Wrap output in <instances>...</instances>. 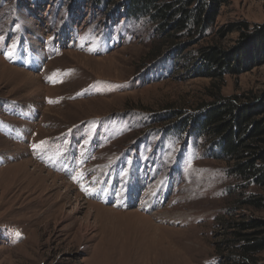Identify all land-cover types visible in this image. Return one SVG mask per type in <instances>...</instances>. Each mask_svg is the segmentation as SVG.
Segmentation results:
<instances>
[{
    "label": "rangeland",
    "instance_id": "1",
    "mask_svg": "<svg viewBox=\"0 0 264 264\" xmlns=\"http://www.w3.org/2000/svg\"><path fill=\"white\" fill-rule=\"evenodd\" d=\"M49 2L0 0V264H220L221 222L264 211L234 209L226 164L175 127L211 81L148 62L121 4ZM238 21L264 25V0H225L216 27ZM263 94L264 64L225 77L224 97Z\"/></svg>",
    "mask_w": 264,
    "mask_h": 264
},
{
    "label": "trees",
    "instance_id": "2",
    "mask_svg": "<svg viewBox=\"0 0 264 264\" xmlns=\"http://www.w3.org/2000/svg\"><path fill=\"white\" fill-rule=\"evenodd\" d=\"M36 1H54L57 7L74 1L108 11L121 4L129 20L146 23L154 34L148 62L166 55L176 71L183 65L189 77L211 81L208 99L175 127L190 129L208 143L210 160L226 164L224 173L236 182L238 193L234 209L264 211V195L246 193L253 188L264 192V94L259 98L222 95L225 77H239L264 64V25L238 21L217 28L225 0ZM232 33L238 34L236 46L222 48L221 42ZM168 113L173 118L181 114ZM221 225L225 233L217 248L220 264H264V220L231 217Z\"/></svg>",
    "mask_w": 264,
    "mask_h": 264
},
{
    "label": "bare ground",
    "instance_id": "3",
    "mask_svg": "<svg viewBox=\"0 0 264 264\" xmlns=\"http://www.w3.org/2000/svg\"><path fill=\"white\" fill-rule=\"evenodd\" d=\"M57 168H58V167H57ZM128 187L131 188L132 185L129 184ZM112 200L115 201L116 203H121V204H123V203H124V204H127V203H128V204H133L134 201H135V199L133 200L132 197H129V195H127L126 192H125V194H123V195H119L118 197L113 198ZM154 205H155L154 203H147V204H146V207L152 209V208H154V207H153Z\"/></svg>",
    "mask_w": 264,
    "mask_h": 264
},
{
    "label": "snow or ice",
    "instance_id": "4",
    "mask_svg": "<svg viewBox=\"0 0 264 264\" xmlns=\"http://www.w3.org/2000/svg\"><path fill=\"white\" fill-rule=\"evenodd\" d=\"M34 147H36V146H34ZM17 235H19V234H17Z\"/></svg>",
    "mask_w": 264,
    "mask_h": 264
}]
</instances>
